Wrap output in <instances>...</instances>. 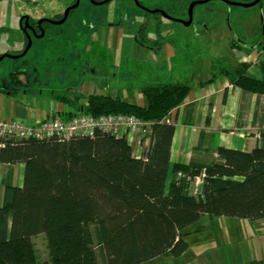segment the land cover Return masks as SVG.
Returning a JSON list of instances; mask_svg holds the SVG:
<instances>
[{
	"label": "trees",
	"instance_id": "obj_1",
	"mask_svg": "<svg viewBox=\"0 0 264 264\" xmlns=\"http://www.w3.org/2000/svg\"><path fill=\"white\" fill-rule=\"evenodd\" d=\"M140 27L138 42L150 46L146 23ZM260 66V78L247 74L248 63L220 67L212 78L225 75L233 86L264 94ZM189 90L183 82L145 85L144 104L90 94L76 110L150 123L139 157L125 136L100 130L66 140L0 139V163L23 164L21 186L3 183L0 264H38L31 236L39 233L46 236L49 264H141L183 254L185 229L202 215L264 218V133L250 151L220 146L215 162L173 165L167 182L174 126L165 117ZM195 176L202 177L197 195L187 189Z\"/></svg>",
	"mask_w": 264,
	"mask_h": 264
},
{
	"label": "crops",
	"instance_id": "obj_2",
	"mask_svg": "<svg viewBox=\"0 0 264 264\" xmlns=\"http://www.w3.org/2000/svg\"><path fill=\"white\" fill-rule=\"evenodd\" d=\"M5 1L8 7L16 9L17 15L0 16V55H18L27 42L21 29L25 15L20 5H14L15 1L0 0V3ZM74 1H68L64 7ZM96 5L86 2L85 11L69 19L70 10L66 20L49 28L48 34L44 24L49 21L42 22L46 41L34 37L28 31L32 38L29 48L32 51L28 49L24 54H29L26 64L16 60L21 56L11 57L8 67L17 65L19 69L9 77L0 75L5 77L4 80L0 77V122L13 118L27 123L45 118L68 119L87 103L84 93L119 96L124 100L132 99L130 102L144 104L141 87L183 82L190 86L188 94L165 117V121L174 126L167 182L171 180V168L175 164L215 162L218 160L217 148L220 146L250 151L259 145L260 136L264 133V94L233 86L225 75L212 78L213 67H227L223 65L224 57L230 58L231 68L238 63H248L247 74L257 78L262 76L260 64L264 63V40L257 41L258 26L254 19L248 17L242 21L235 20L234 35L220 32L213 36L212 33L196 32L190 43L177 37L162 39L160 36L161 43L145 46L135 39L139 25L146 23L143 19L132 39L129 37L135 23L127 18L130 9L128 4H115L113 9L103 12ZM50 11L33 19L28 16V22L35 26V22L42 17L53 20L61 18L59 8ZM206 11L209 8L201 10L199 17L203 18ZM86 13L90 15L84 16ZM108 14L112 19L103 17ZM123 18H126L124 23ZM171 26L165 23L164 29ZM36 31L40 34L38 29ZM102 34L105 35L106 49L97 41ZM86 37L90 44L86 42L83 49L74 48L77 40ZM125 37L131 39V49H121V40ZM146 37L149 42L152 41L147 33ZM200 37L206 41L204 48L198 45ZM94 42H97L96 45ZM234 42L239 46L234 45ZM219 47L223 49L222 54ZM126 56L137 60L136 70L122 68ZM151 61L159 63V73L152 71ZM140 62L143 65H139ZM167 64L169 66L165 69ZM105 66L112 67L113 79L110 81L97 77L99 70ZM210 78L212 81H209ZM71 96H77L78 99L73 100ZM150 132L151 126L148 123L140 134L126 135L134 156L139 157L142 149L148 146ZM22 179V163H0V202L3 183L21 186ZM201 184L202 177L195 176L189 181L188 192L197 195L201 191ZM250 222L257 226L253 229L255 234H264V218L250 219Z\"/></svg>",
	"mask_w": 264,
	"mask_h": 264
},
{
	"label": "rangeland",
	"instance_id": "obj_3",
	"mask_svg": "<svg viewBox=\"0 0 264 264\" xmlns=\"http://www.w3.org/2000/svg\"><path fill=\"white\" fill-rule=\"evenodd\" d=\"M15 1V6L20 5L22 12L24 15L29 16L31 19L37 18L41 14H46L47 12H51L50 10L54 8H59L62 12L61 17L63 16L64 10L67 8L64 7L68 1L70 0H42L37 4L28 3L25 0H11ZM140 4L149 9H162L165 10L170 15H179V18L187 19V7L188 4L192 0H138ZM236 2H250L252 0H233ZM75 2V1H74ZM74 2H72L69 6H71ZM80 4L75 8L71 9V13L69 15H78L82 14L85 11V3L90 2V0H79ZM128 4L130 6L128 20L133 21L135 26L132 27V34L129 37L132 39L133 33L136 32L137 26L140 21L146 22V33L151 37L152 41L149 43L153 46L155 45V41L157 40V32L161 35L162 39L177 37L180 40H185L190 43L193 34L196 32L200 33H212L213 36L217 33L224 34H235V20L242 21L245 18L250 17L256 21L258 26V38L264 39V0H260L257 4L244 8L239 5H228L222 0H209L203 4H197L194 6L192 11V22L189 25H184L181 22L173 21L171 19H167L159 12H148L142 9L139 5L132 0H109L103 4L96 5L97 9L101 12L109 11L113 9L115 4ZM119 6V5H118ZM44 7H47L44 8ZM209 8V11H206L203 18L199 17V12ZM121 10L123 8H120ZM183 11L186 12L184 15ZM102 14V13H98ZM17 15L16 9L12 7H8V5L1 2L0 3V16L8 17ZM90 15L86 13L84 16ZM109 15V16H108ZM106 17L108 20L110 18V14ZM229 16V23L227 24L226 18ZM177 17V16H176ZM49 20H53L48 17H42ZM119 19V17L117 18ZM126 18H123V23ZM221 22V24H219ZM165 23H169L172 25L168 27V29H164ZM57 26V25H56ZM55 23L46 22L44 27H46V32L48 34L49 28L56 27ZM208 26V29H206ZM45 33V32H44ZM50 33V32H49ZM47 35H43L40 39L46 41ZM101 38V39H100ZM97 41L99 45H102L106 49L105 44V35L102 34ZM121 40V49L123 50L130 48L132 45L131 39ZM198 41V40H197ZM90 44V40L80 39L75 42L74 48H82L85 43ZM204 42L201 37L198 41V45L204 48ZM95 45L97 42H94ZM71 47V46H69ZM30 52L32 49H29ZM219 52L222 54L223 49L219 47ZM6 54V53H3ZM2 55V54H1ZM15 55V54H11ZM29 57V54L16 58V60L21 64H26V61ZM11 57H3L0 60V75H6L9 77L12 72H16L19 67L16 65L14 67H8L10 63ZM118 58V57H116ZM73 59V56L71 57ZM148 59V58H145ZM228 59V60H227ZM115 56L113 57V61H115ZM225 60V61H224ZM230 58H223V65L231 68ZM148 61V60H147ZM16 63V62H15ZM152 71L156 74L159 73L157 69L156 62H149ZM156 63V64H155ZM222 63V62H221ZM95 65L94 62H92ZM145 64V63H144ZM147 64V62H146ZM240 64V63H238ZM138 65L137 60H135L132 56H126L123 58L122 68H129L130 71L136 70ZM139 65H143V63H139ZM218 65V64H216ZM222 65V64H221ZM149 66V65H148ZM167 66H164L166 69ZM237 64L235 65V67ZM97 67V66H96ZM234 67V66H233ZM98 68V67H97ZM220 66L213 67L212 72L218 71ZM112 67L105 66L103 69H100L97 73V77L104 80H112L113 75L111 73ZM57 71V70H56ZM2 80L5 77L0 76ZM83 96H88V93H84ZM73 100L76 99L77 96H71ZM130 101L132 99H126ZM6 139V138H5ZM3 139V140H5ZM92 225L90 228L92 229ZM254 227H257L254 223L250 222V219L237 217V216H213L209 217L207 215H202L198 221L193 223L192 225L186 227L184 238L188 241L189 246L187 250L179 255H165L159 256L153 260L143 261L141 264H249L252 260H257L264 264V234H255ZM31 241L34 246L36 258L38 264H49V254L47 248V240L44 233H39L31 236ZM96 246V245H95ZM97 252L98 249L96 248Z\"/></svg>",
	"mask_w": 264,
	"mask_h": 264
},
{
	"label": "built area",
	"instance_id": "obj_4",
	"mask_svg": "<svg viewBox=\"0 0 264 264\" xmlns=\"http://www.w3.org/2000/svg\"><path fill=\"white\" fill-rule=\"evenodd\" d=\"M25 1L36 4L42 0ZM147 124V122L140 120L134 115L103 114L93 116L81 111L68 119L45 118L35 123H27L18 118L1 121L0 139L32 138L44 140L56 137L60 140H66L71 137H93L97 130L126 137V135L130 134H140V132L145 130Z\"/></svg>",
	"mask_w": 264,
	"mask_h": 264
},
{
	"label": "water",
	"instance_id": "obj_5",
	"mask_svg": "<svg viewBox=\"0 0 264 264\" xmlns=\"http://www.w3.org/2000/svg\"><path fill=\"white\" fill-rule=\"evenodd\" d=\"M93 4H103L109 0H90ZM134 3H136L137 5H139L142 9L148 11V12H151V13H154V12H159L161 13L164 17H166L167 19H171L173 21H177V22H181L183 23L184 25H189L191 22H192V11H193V8L195 5L197 4H203V3H206L208 2L209 0H192L189 4H188V7H187V19L184 20L182 18H179V17H174V16H171L169 15L165 10H162V9H159V8H156V9H149V8H146L144 6H142L140 4V2L138 0H133ZM224 1L226 4L228 5H239V6H242L244 8H247V7H251L255 4H257L260 0H252L250 2H236V1H233V0H222ZM79 4V0H75V2L67 7L65 10H64V13H63V16L59 19V20H49V19H46V18H40L38 19L36 22H35V26L30 24L28 22V16L25 15L24 16V23H23V26H21V29L23 30V32L25 33L26 35V38H27V42H26V45L23 49V51L21 53H19L18 55H10V54H2L0 55V60L4 57V56H7V57H18V56H22L24 55L27 50L30 48L31 46V43H32V38H31V35L29 34L28 31L31 32V34L34 36V37H42L44 35V30H43V27L41 26L42 22L44 21H49L51 23H55V24H60V23H63L66 18H67V15H68V12L75 8L76 6H78ZM229 16L226 18V22L227 24L229 23V20H228ZM36 29H38L40 31V34L37 33ZM135 39L137 40V37L135 36ZM239 40V39H238ZM264 40V39H262ZM138 41V40H137Z\"/></svg>",
	"mask_w": 264,
	"mask_h": 264
},
{
	"label": "flooded vegetation",
	"instance_id": "obj_6",
	"mask_svg": "<svg viewBox=\"0 0 264 264\" xmlns=\"http://www.w3.org/2000/svg\"><path fill=\"white\" fill-rule=\"evenodd\" d=\"M140 26H141V25H139V27H138V29H137V34H138V32L140 31V28H141Z\"/></svg>",
	"mask_w": 264,
	"mask_h": 264
}]
</instances>
